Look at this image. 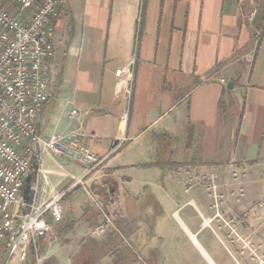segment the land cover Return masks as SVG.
<instances>
[{
    "label": "crops",
    "instance_id": "0c3cea01",
    "mask_svg": "<svg viewBox=\"0 0 264 264\" xmlns=\"http://www.w3.org/2000/svg\"><path fill=\"white\" fill-rule=\"evenodd\" d=\"M137 20L140 67L135 72L134 94L127 113L123 100L127 87H117L115 70L133 59ZM263 27L264 0H65L53 36L49 100L56 101L52 106L49 100L45 104L39 133L46 139L50 134L78 131L96 154L106 156L84 182L113 177L116 172L128 182L129 199L145 180L138 177V165L148 167V162H153L134 160L135 144L147 130L153 137L167 132L175 137L170 160L178 162L192 155L206 165L230 162L244 175L254 172L256 178L250 184L255 182V189L261 190L264 41L256 40L254 33L264 36ZM222 78L225 82L220 81ZM230 80L234 82L231 89L227 88ZM193 137H197L198 148L188 145ZM122 139L126 151L119 164L115 161L117 154L110 152ZM143 151H149L147 145ZM63 154L42 150L31 181L37 178L40 183V203L64 188L70 176L83 174V167L70 160L66 152ZM171 166L162 170L169 173ZM27 191L23 187L22 195L28 199L31 191ZM163 193L175 206L171 214L181 239L169 242L163 236V219L146 220V228L153 226L146 232L155 235L156 243L149 245L151 256L144 253L145 264H264V219L258 212H251L246 219L238 215L233 222L242 238L244 233L249 234L248 238L258 245L261 263L220 222L208 224L213 220L212 202L192 197L175 199L166 190ZM229 197L217 206H234L241 213L244 202ZM73 198L62 204V217ZM255 199L263 204L262 199ZM128 202L124 213L131 205ZM69 229L63 228L61 237L56 232L48 245V236L42 237L43 264H75L78 246L75 248L69 238ZM214 237L220 243L211 245ZM0 264L34 262L31 253L23 261L8 259L0 244Z\"/></svg>",
    "mask_w": 264,
    "mask_h": 264
},
{
    "label": "rangeland",
    "instance_id": "374dc122",
    "mask_svg": "<svg viewBox=\"0 0 264 264\" xmlns=\"http://www.w3.org/2000/svg\"><path fill=\"white\" fill-rule=\"evenodd\" d=\"M254 36L256 40L264 41V36L259 37L255 33ZM140 40V21L137 20L132 51L133 62L130 67L132 78L128 81L125 77L116 76L119 82L117 87L121 89L125 84L127 87L126 91H123L127 113L134 94L135 72L137 73L140 67L137 62V50ZM55 101L56 99L49 100L50 106ZM193 133L195 132L191 134ZM174 139L175 137L169 132L161 134L159 137H153L151 130H147L138 139L137 144H135L134 160L141 162L150 159L153 162L152 165H149L150 162H148V167L145 166L146 164L138 165L136 169L139 174L138 177H140V181L145 180L139 184L138 189L134 190V197L130 199L128 197L130 190L128 182L124 180L125 177L123 178L120 174L117 175L116 172L113 177L100 176L93 179V181L88 183L85 181L83 184H77L74 188L65 191L61 203L65 205L67 201L70 202V197L74 195V204L71 203L70 207L65 208L64 217H61L60 220L52 219V231L47 234L46 244L50 243L51 240L53 242L56 232L57 237H61V230L70 227V232L68 231L69 238L73 240L75 248L78 246L74 257L75 264H139L138 260L145 264L144 253L149 252L151 256L152 250H149V245L154 244V241L156 243L155 235L146 232V229L153 227L146 228V225H144L146 220L163 219V226L161 227L163 236L169 242L176 240V238L181 239V234L175 225L176 220L171 214V210L175 206L166 201L168 199L163 193L166 190L168 196H173L175 199L182 200L192 197L195 200L212 202L213 220L208 224L212 226L213 222H220L231 235L236 236L241 241L243 249L248 250L261 263L262 256L257 251L258 245L248 238L249 234L244 233L242 238L237 231V224L233 222L237 220L238 215L246 219L251 212H258L259 216L264 219V188L258 190L255 189V182L250 184V182H253L252 180H255L256 174L247 171L244 175L240 170H236L235 164L230 166V162L206 165L203 162L195 161L199 159L196 156L192 157V155H186L185 159L183 158L178 162L172 161L169 159L171 157L169 150ZM193 139L188 141L189 147L194 148L195 146L198 148L200 144L197 142V137H193ZM122 142L123 139L119 141L118 145L114 144L112 147L115 148L110 152L113 155L117 154L115 161L119 164H122L121 158L126 151V146ZM145 145L149 149L148 152L143 151ZM204 147L206 146L204 145ZM59 156H64V154L60 153ZM70 160H74V158L72 157ZM73 162L81 166L77 160ZM171 164L172 169L169 170V173L162 170L168 169ZM155 165H161V167L156 169ZM75 176H70V180L64 188L73 183V180L78 178L79 174ZM36 179L33 185L38 190L40 183ZM228 197L231 200L240 198L244 202L241 213L237 212L234 206L222 208L217 206L221 202L228 201ZM255 198L262 199L263 204ZM128 200L130 202L127 204L131 205L127 207L124 213V205ZM184 212L181 213L183 218H185ZM243 227L249 226L244 225ZM138 232L142 235H138ZM41 239L42 236L37 240L38 259L31 253L34 264H43L44 261L41 252ZM214 242L220 243V240L214 237L210 241L211 245ZM141 245L144 248H141ZM158 247L159 245L156 244V248Z\"/></svg>",
    "mask_w": 264,
    "mask_h": 264
},
{
    "label": "built area",
    "instance_id": "2783aa9c",
    "mask_svg": "<svg viewBox=\"0 0 264 264\" xmlns=\"http://www.w3.org/2000/svg\"><path fill=\"white\" fill-rule=\"evenodd\" d=\"M64 2L0 0V244L8 259L23 261L29 253L38 259V238L52 231V219L63 216V194L83 184L106 157L96 154L76 130L46 139L39 133L40 116L52 95L53 36ZM132 62L115 75L130 81ZM44 149L66 152L81 164L83 174L40 203L33 183L30 198L22 190Z\"/></svg>",
    "mask_w": 264,
    "mask_h": 264
},
{
    "label": "trees",
    "instance_id": "16d2710c",
    "mask_svg": "<svg viewBox=\"0 0 264 264\" xmlns=\"http://www.w3.org/2000/svg\"><path fill=\"white\" fill-rule=\"evenodd\" d=\"M263 30H264V27H263ZM262 33H263V31H262ZM33 162L35 163V160H33ZM34 176H35V174L32 173L25 179L24 188L26 191L28 190V187L31 184V181H33ZM27 192H29V190Z\"/></svg>",
    "mask_w": 264,
    "mask_h": 264
},
{
    "label": "water",
    "instance_id": "95a60500",
    "mask_svg": "<svg viewBox=\"0 0 264 264\" xmlns=\"http://www.w3.org/2000/svg\"><path fill=\"white\" fill-rule=\"evenodd\" d=\"M233 84H234L233 80H230L227 84V88L231 89L233 87Z\"/></svg>",
    "mask_w": 264,
    "mask_h": 264
}]
</instances>
